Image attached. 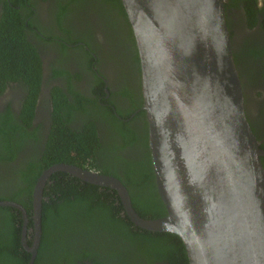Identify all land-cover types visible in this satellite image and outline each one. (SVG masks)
I'll return each instance as SVG.
<instances>
[{
  "label": "water",
  "instance_id": "water-1",
  "mask_svg": "<svg viewBox=\"0 0 264 264\" xmlns=\"http://www.w3.org/2000/svg\"><path fill=\"white\" fill-rule=\"evenodd\" d=\"M140 71L141 108L156 192L165 213L142 217L115 177L53 163L36 177L30 264L41 191L56 171L116 191L133 225L176 234L187 264H264V171L244 113L223 0H120ZM21 205L0 200V206ZM25 221V219H24Z\"/></svg>",
  "mask_w": 264,
  "mask_h": 264
},
{
  "label": "flooded vegetation",
  "instance_id": "flooded-vegetation-1",
  "mask_svg": "<svg viewBox=\"0 0 264 264\" xmlns=\"http://www.w3.org/2000/svg\"><path fill=\"white\" fill-rule=\"evenodd\" d=\"M83 1L86 6L77 0L66 2L67 10L58 24L56 0H0V15L5 2L21 12L24 35L36 51L40 68L34 98H26L28 80L14 73L16 68H11L8 74L0 71V128L4 130L9 125H17L21 130L5 135L2 141L0 138V195L20 185L21 174L29 173L32 164L37 162L52 122L54 106L65 113L71 127L91 121L98 140L95 161L97 158L99 166L102 163L108 168L103 174L118 179L110 171L113 168L119 170L125 164L117 160L119 154L135 159L133 151L134 145H139L138 141L133 140L132 145L128 144L131 146H126L120 137L121 132L139 133L141 125L139 116L135 114L141 105L133 106L141 90L136 83L139 64L138 58L137 63L134 59L137 53L131 44V33H128L124 23L122 25L121 14H117L111 5L102 1L93 4H88L89 0ZM232 3L224 8V20L241 84L245 117L260 146L264 145V0H256L257 10L252 20L246 15L244 0H233ZM62 28H71V33L66 35ZM68 36L82 39L72 38L71 41L67 39ZM54 87L66 96L63 103L60 102L62 98H53L51 89ZM23 106L30 113L28 122L21 119ZM7 113L10 114L4 116ZM3 143L8 146H2ZM102 148L107 149L108 153L104 154L103 151L101 154ZM261 156L264 159V155ZM261 165L264 171V161ZM88 169L101 173L99 169ZM118 173L122 174L120 171ZM47 178L41 191L38 241L30 264L34 262L43 234L41 204L43 199L49 197L46 189L52 180L63 179V176ZM31 192L32 189L29 194L19 191L16 195L19 201L14 202L21 205L24 212L10 206L15 214L13 223L18 227L19 245L28 253L25 264L29 261L30 252L20 242L22 226L27 246H32L34 231L31 199L29 207L25 206L27 201L23 204L20 200L30 198ZM98 227V224L88 227L91 231L95 230L87 235L89 248L103 247L107 232ZM66 233V236H70L72 231ZM46 252V256L50 254ZM75 264L91 263L82 258L76 260Z\"/></svg>",
  "mask_w": 264,
  "mask_h": 264
},
{
  "label": "trees",
  "instance_id": "trees-1",
  "mask_svg": "<svg viewBox=\"0 0 264 264\" xmlns=\"http://www.w3.org/2000/svg\"><path fill=\"white\" fill-rule=\"evenodd\" d=\"M71 1L75 0L65 2L56 0L55 14L58 24L67 10L66 2ZM77 1L86 6L83 0ZM98 1L111 5L117 10V14H121L122 25L124 23L128 33H131V44L135 49L130 25L120 0H89L88 4ZM232 2L233 0H223V9L232 5ZM244 3L246 15L249 19H254L257 10L256 0H244ZM4 5L0 15V71L8 74L11 68H16L14 73L28 80L29 90L26 98H34L39 82V60L33 45L24 35L21 12L6 2ZM61 30L66 35L71 33V28ZM72 38L82 39L81 37ZM72 38L67 37L68 40L73 41ZM134 59L136 61L137 54ZM136 83L137 86L140 85L139 69ZM51 93L53 98H62L60 102H64L63 99L66 96L60 89L54 87ZM141 103L142 98L139 94L137 103L133 104L134 108ZM53 111L52 122L37 162L32 164V170L29 173L21 174V184L15 186L12 191L3 192L0 200L19 201L16 198L19 191L29 194L39 172L53 163H71L87 169H99L101 173L108 169L102 166V163L99 166L97 158L95 161L98 140L91 121L85 122L82 126L71 127L67 123L68 118L64 112L61 113L56 106ZM20 112L21 119L28 122L29 110L23 106ZM8 114L10 113L4 116ZM135 114L141 121L139 133L121 132L120 135L121 140L126 142L124 144L126 146H131L133 140L138 141L139 145H134L135 159L117 155V160L125 164L119 170L111 169L110 174L121 180L128 192L131 206L138 215L148 218L158 217L165 213V209L154 184L144 111L139 108ZM19 128L17 125H9L4 130L0 128L1 141L5 135L21 131ZM2 146L6 147L8 144L3 143ZM260 147L264 149V145L260 144ZM103 151L104 154L108 153L107 149L103 148L100 153L103 154ZM259 158L263 164V156ZM55 175H62L63 179L52 180L46 189L49 197L42 200L43 234L33 264H75L76 260L82 258L88 259L91 264H187L180 238L171 232L149 231L133 225L123 212L115 190L82 181L76 177H69V174L64 171H56L47 179ZM30 199L31 197L28 196L27 199L20 201L23 204L27 201L25 206L29 207ZM10 208V206H0V264H25L28 253L24 252L19 245L18 227L13 223L15 214ZM92 224H98L99 230L107 232L101 249L89 248L90 240L87 235L95 231L88 228ZM66 231H72V234L66 236ZM68 239L70 242H67ZM46 251L50 253L47 256ZM44 253L45 256H43Z\"/></svg>",
  "mask_w": 264,
  "mask_h": 264
}]
</instances>
